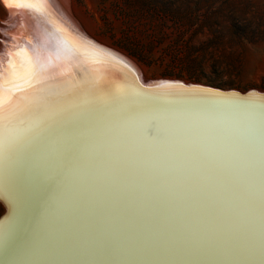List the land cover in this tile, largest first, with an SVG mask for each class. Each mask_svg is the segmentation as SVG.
Instances as JSON below:
<instances>
[{"label": "bare ground", "instance_id": "obj_1", "mask_svg": "<svg viewBox=\"0 0 264 264\" xmlns=\"http://www.w3.org/2000/svg\"><path fill=\"white\" fill-rule=\"evenodd\" d=\"M1 2L13 44L0 83L12 86L21 49L47 79L16 93L29 106L0 126V264H264V113L149 99L136 88L187 92L140 79L85 34L70 0ZM65 34L120 63L58 54Z\"/></svg>", "mask_w": 264, "mask_h": 264}, {"label": "rangeland", "instance_id": "obj_2", "mask_svg": "<svg viewBox=\"0 0 264 264\" xmlns=\"http://www.w3.org/2000/svg\"><path fill=\"white\" fill-rule=\"evenodd\" d=\"M3 6L0 68L13 44ZM70 8L90 39L131 60L149 85L264 92V0H70Z\"/></svg>", "mask_w": 264, "mask_h": 264}, {"label": "snow or ice", "instance_id": "obj_3", "mask_svg": "<svg viewBox=\"0 0 264 264\" xmlns=\"http://www.w3.org/2000/svg\"><path fill=\"white\" fill-rule=\"evenodd\" d=\"M45 0H26L25 3H16L17 7L35 8L37 11H42ZM5 4L13 6L14 0H5ZM59 32H63L62 29H57ZM62 51L70 57L82 56L84 62L87 64H102L112 65L120 63L110 54L105 56L101 55V52L88 48L85 45L76 43L71 40L65 34L61 37L59 52ZM16 56L21 57L20 69L14 63H10L9 67L13 69L12 72V86L5 88L3 83H0V126L3 125L6 118H10L9 114L15 113L21 107L27 108L28 104H21V101L28 100L27 95L23 97L15 96L16 93H26L28 89H33L35 85L40 84L43 80L47 79V76L43 75L46 69V65L41 64L37 58H34L28 54L24 49H21ZM126 67V66H125ZM129 73L132 72L130 68L127 69ZM163 88H172L173 85H163Z\"/></svg>", "mask_w": 264, "mask_h": 264}, {"label": "water", "instance_id": "obj_4", "mask_svg": "<svg viewBox=\"0 0 264 264\" xmlns=\"http://www.w3.org/2000/svg\"><path fill=\"white\" fill-rule=\"evenodd\" d=\"M151 82L152 83L154 82H159V83L176 82L180 86L173 85L174 88H179L180 91L181 90L184 91V89H186L185 91L187 93H184V94L180 93L179 94L181 95L180 97L174 98V97H170L167 95L164 96L163 94H158V93L156 94L154 92H148L138 87L136 88L138 89L136 91H138L141 94H144L145 97L147 95L148 96L147 98L153 99V100L157 99L161 101H171V100H177V99L183 100L186 98H193L191 100H198L199 102L200 101H203V102L214 101L215 103H223V104L228 103L229 105L232 106V108L233 106L237 108H241V107H249L251 109L256 108L260 112L264 113V99H262L260 96V95L264 96V92H260L254 89H251L245 92H240L238 90H233V89L225 90V89H221L217 87L200 85V84H195V83H187V85L185 86L183 85L182 81H179V80L171 81L168 79H157V80H152ZM163 90L165 89H162L161 91ZM182 95H184L185 97H182ZM0 205L3 208V211L0 214V226H1L4 223V221L8 218V216L10 215L9 214L10 213L9 203L7 199L1 195H0Z\"/></svg>", "mask_w": 264, "mask_h": 264}]
</instances>
